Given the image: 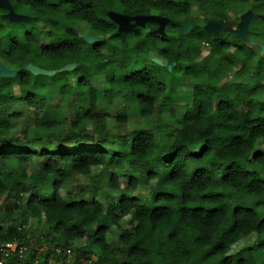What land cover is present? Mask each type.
<instances>
[{"label":"trees","instance_id":"obj_1","mask_svg":"<svg viewBox=\"0 0 264 264\" xmlns=\"http://www.w3.org/2000/svg\"><path fill=\"white\" fill-rule=\"evenodd\" d=\"M263 45L264 0L0 1V61L12 68L0 69V216L12 221L0 243H16L0 264H264ZM94 78L120 93L113 119L135 121L130 132L108 130L96 103L112 95ZM10 103L37 110L33 137L7 136ZM74 175L90 177L81 194ZM30 218L42 221L35 236Z\"/></svg>","mask_w":264,"mask_h":264},{"label":"rangeland","instance_id":"obj_2","mask_svg":"<svg viewBox=\"0 0 264 264\" xmlns=\"http://www.w3.org/2000/svg\"><path fill=\"white\" fill-rule=\"evenodd\" d=\"M0 1H4V0H0ZM18 15V14H17ZM17 15H14L15 17ZM13 16V17H14ZM154 17L155 14L153 15ZM250 16V12L247 9H244L242 12H240L238 14V17L240 18V32H243V24L244 22L247 20V18H249ZM234 26H232L233 28ZM87 28L85 27L84 24L80 25L79 28L76 30V34L78 35H83L86 32ZM165 30V24L163 22H161L159 28H158V33L162 34ZM99 39H101V37H99ZM43 42L48 43L47 39L42 38ZM208 50V45L206 43L203 44L202 47V51L203 53L207 52ZM105 51V50H104ZM257 51H259L261 54L264 55V45L262 47H257ZM147 60L149 62H160L161 60L157 57H155L153 54H150L147 57ZM0 69L1 71L5 72V71H11L12 68H10V66H7L6 64H4L2 61H0ZM233 75L230 73L226 76V79H232ZM71 82H73L74 80L71 78L70 79ZM93 86L96 90H104V92L106 91V95L108 96L109 94H111L112 99L109 101L107 97H103L100 98L97 103H96V110L97 112H104L107 111L108 112V118L105 120L106 126L108 127L109 131H121V132H130L132 130V125L133 123L135 124V121H133L132 119H129V121L123 125V126H117L114 122V116L121 112L123 110V107L125 106V103L123 101V98L121 97L120 93L117 92H112V90L109 89L108 83L106 81L105 78H94L93 79ZM190 86H180V87H176L174 89L176 90H183V89H187ZM111 92V93H109ZM72 102L67 103L64 105V107H62V113L63 115L67 118V119H71L73 117L74 114V110H75V101L72 99ZM51 104L54 106L57 103V98L53 97L51 98ZM171 106H167L165 109H163V113H166V109L169 108ZM3 113L6 114H16L17 116H14L13 119H11V124H10V128L6 131V134L9 138H14V137H19V136H24V135H28V136H32L33 137V117L35 115V113H37V110H34L33 107L27 106L25 104L22 103H10L7 104L6 106L2 107L1 110ZM42 114V113H41ZM88 127L91 128L92 124L91 122H87ZM151 130H154V133L157 135V130L151 128ZM56 141V140H55ZM24 143V141H23ZM54 144H56L54 142ZM38 167V163H30L27 167L28 171H32V170H36V168ZM100 170H104V168H93V170L91 171V174L94 175L96 173H98ZM90 180L89 176H81V175H74L70 178V187L72 189L73 193H80L81 191L84 189L85 184H87ZM119 182L121 185H124V178L120 177L119 178ZM138 191L140 194L144 195L147 194L149 192L147 186H141L138 187ZM103 194H100L99 200L102 201L104 207L107 206L108 204V200H109V191H108V187L107 185L105 186V184L103 186H100L99 188ZM100 192V193H102ZM85 199L89 200L90 198V194H85ZM2 202V197H0V203ZM128 216H124L121 219V223H123L125 226L128 225ZM7 223H12L11 220L6 219H2V216H0V225L1 226H5V224ZM16 225H18L19 221L14 222ZM42 225V221L37 224V222L33 219L30 218L28 220V222L23 226L24 229L26 230V234L27 235H32L35 236L38 229L41 228L40 226ZM44 234V233H43ZM117 237H118V231L115 229L114 226H112L110 229H108L107 233H106V243H107V247L109 249H111L112 247H114L117 244ZM256 240V236L254 233L243 237L242 239H240L236 244L232 245L230 247L229 253H234L236 251H238L240 248L245 247L247 245H251L255 242ZM89 241L85 238L74 241L73 244H88ZM35 248L38 249H42L44 248V244L43 243H38L36 245ZM71 248V247H70ZM66 250V249H65ZM69 251V250H67ZM96 258V254L92 253V259L94 260Z\"/></svg>","mask_w":264,"mask_h":264},{"label":"built area","instance_id":"obj_3","mask_svg":"<svg viewBox=\"0 0 264 264\" xmlns=\"http://www.w3.org/2000/svg\"><path fill=\"white\" fill-rule=\"evenodd\" d=\"M15 247H16L15 241H10V242H6V243H0V254H5L8 249L9 250H14Z\"/></svg>","mask_w":264,"mask_h":264}]
</instances>
